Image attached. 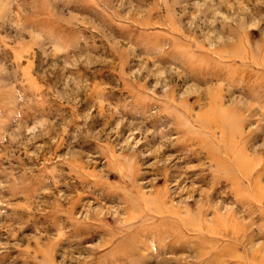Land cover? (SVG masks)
I'll list each match as a JSON object with an SVG mask.
<instances>
[{"label": "rangeland", "instance_id": "obj_1", "mask_svg": "<svg viewBox=\"0 0 264 264\" xmlns=\"http://www.w3.org/2000/svg\"><path fill=\"white\" fill-rule=\"evenodd\" d=\"M0 264H264V0H0Z\"/></svg>", "mask_w": 264, "mask_h": 264}]
</instances>
